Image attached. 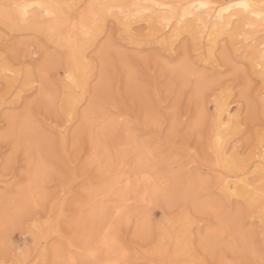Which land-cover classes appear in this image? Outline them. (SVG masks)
I'll list each match as a JSON object with an SVG mask.
<instances>
[{"label":"rangeland","instance_id":"obj_1","mask_svg":"<svg viewBox=\"0 0 264 264\" xmlns=\"http://www.w3.org/2000/svg\"><path fill=\"white\" fill-rule=\"evenodd\" d=\"M69 1L73 7L66 10L68 16L92 2ZM100 28L85 51L91 69L84 88L76 89L75 94L81 97L73 111L74 121L69 123L66 118L59 121L56 118L62 93L70 84L66 73L67 50L42 32L0 23V202L4 201L5 213L12 214L18 205L17 194L32 179L35 166L40 161L43 165L41 175L31 183L38 196L29 206L28 214L24 212L16 220L0 223V264L16 261L53 264L55 249L66 253L70 242L83 246L81 235L96 227L102 234L110 232L116 238L112 255L124 253L119 264H177L181 259H177L173 245L176 234H182L180 230L185 228L189 264L240 261L258 264L264 256V223L258 208L248 206L239 195L224 193L219 183L220 169L216 167L214 154L208 151L207 130L203 142L199 133H194V129L211 124V117L203 119L204 110L211 108L216 112L212 98L223 94L233 114L230 135L238 136L228 153L236 148L237 158L249 159L247 180L254 188H260L264 180L255 167L259 165L258 158L250 157L260 148L264 137V106L257 96L262 82L249 91L247 81L238 78L225 59L227 56L238 59L251 72L243 52L235 51L234 42L222 35L211 58L206 59L205 45L202 50L194 49L189 33L179 35L165 49L158 42L136 39L138 34L148 32L149 24L143 20L133 24V34L123 32L112 15L106 16ZM182 61L196 74L182 78L177 71ZM198 77L206 83L200 96L194 88ZM48 95L51 97L47 98ZM85 112L89 115L87 121L83 119ZM22 117L31 120L28 135L19 130ZM74 135L81 138L75 152ZM128 135L135 142L131 143ZM144 144L154 151L155 176L167 178L166 193L155 194L148 201L137 196L135 201L131 195L133 199L118 209L115 196H98L95 201L106 205V215L98 226L91 225L87 218L88 192L80 181L90 173L95 181L92 187H101L105 183L102 177H108L109 163L115 166L121 161L126 170H132L136 148ZM70 152L71 164L79 173L75 177L77 186L53 210L52 199L56 197L50 198V192L65 187L69 183L66 174L72 175L68 166ZM90 157L94 159L90 161ZM94 161L107 167L103 172L100 167L92 168ZM198 181H203L205 187L196 189ZM201 201L214 203L225 220L237 219L238 228L251 248L239 241L233 248L234 239L228 229L219 244L204 249L201 239L208 230L217 227L218 220L214 212L200 210ZM1 208L2 205L0 212ZM142 221L146 224L141 229ZM36 225L41 226L42 237L35 239L32 227ZM165 234L170 238H162ZM71 249L69 255L75 256L76 261L90 264H104L102 259L107 254L106 248L100 247L98 257L90 259L85 252Z\"/></svg>","mask_w":264,"mask_h":264},{"label":"bare ground","instance_id":"obj_2","mask_svg":"<svg viewBox=\"0 0 264 264\" xmlns=\"http://www.w3.org/2000/svg\"><path fill=\"white\" fill-rule=\"evenodd\" d=\"M38 2L70 5L69 0H0V4H3V3L33 4V3H38ZM202 3L217 5V7L210 8V9H201L199 8V5ZM240 3H247L250 6V11L245 12L242 8L233 7L231 9H228L227 7L228 5H237ZM111 4H119V5H125V6H132V5H137V4L147 5L148 8L151 9V11L145 12L144 15L148 16L152 20L153 26L156 27L157 29L160 28V18L164 16L165 14H167L168 10L163 9V8H156L155 7L156 4L183 5L185 7L196 5V7L189 8L190 15H187L185 17L188 23L183 28H181L178 33H176L175 39H177L179 35L183 33H189L191 35L188 29L195 28L198 20L203 21V24L201 25V27H203L204 25H207V28H208L207 33H205L203 37V44L205 45V48H206V50H204L206 51L205 53L206 59L211 58L214 52V49H215V44L217 43L218 39L222 35L223 36L226 35L227 37H229L231 41L234 42L232 43V45L234 46L235 51H238V52L241 51L243 52V55L247 53L249 56H253L256 59L259 58L257 55L258 49L261 43L264 42L261 39L262 34H264V28H262L261 25L262 23H264V21H261V19L259 18L260 13L264 12V0H94V1L92 0V2L88 3L83 8L78 10L75 13V15L73 14V16H68L66 12L67 9H71L72 7L65 8L64 12H65L67 19L61 18L58 26H57V21L53 20L50 22L52 26L56 27L55 34L52 33L49 25L47 24L42 25V26H35L32 24H21L20 26L9 25V27L11 28H20L24 26V27L42 32L45 35H47L52 40V42H54L58 46L64 47L67 50V62H66L67 78L69 79V77L71 76L76 80L77 83L73 84L69 79L70 84L68 85L65 92L62 93L64 95L62 96L63 98L60 100L64 101V107L67 109L68 104H67L66 96L70 94L73 97V100L75 102L74 107L71 108L72 112L74 111V108L76 107L77 102L79 101V96H80V95L77 96L75 94L76 89L82 90L84 88L88 73L90 72V69H91V65L87 61L86 55H83V56L78 55L74 58L73 49L82 48L84 52L86 51L89 45L88 44L89 41L94 39V37L100 32L101 30L100 23L102 24L105 21L106 16H109L107 14V11L105 9H101L99 6L100 5H111ZM90 6H96V7H90ZM222 9H227V10L222 11ZM132 11L133 12L142 11V9L133 8ZM179 12L180 14L183 15L184 8L183 7L180 8ZM253 12H255L256 15H253ZM217 13H221L222 20L217 18V15H216ZM97 15H99L100 17L98 21L95 20V17ZM118 15L119 13H117V16ZM114 17L116 18V16ZM31 20H32V16L30 15L29 21ZM140 20L141 19L137 18L134 21V23ZM143 21L148 24L147 20H143ZM0 23L5 24L2 16H0ZM81 25H84L85 27H88L91 29L92 35L90 37L84 35ZM249 25H253L254 27H249ZM171 27L173 31H175L177 28V24L174 22ZM172 34L173 33L171 32L168 33L170 37L172 36ZM210 36L212 37L211 43H209ZM175 39L170 40V43H169L170 46L172 45ZM249 65L252 67L251 63H249ZM177 71L184 79L190 78L191 76L196 74L193 71L192 67L186 61H182L177 66ZM28 83H32V81H28ZM205 87H206L205 81L201 79V77L200 78L198 77L196 80L195 86H194L196 94L200 96L203 90L205 89ZM257 96L264 106V96H261L260 93ZM50 97H51L50 95L47 96V98H50ZM60 106H61V103H60ZM221 110H222V118H223L224 113H227V116L226 117L224 116L225 118H223V122L227 123L229 116H233V114L230 111V107H229V103L227 99L224 97H223V102L221 104ZM219 115L220 114L218 113V116ZM83 119L86 121L89 120L88 112L84 113ZM31 129H32L31 120L28 117H22L19 122V130L21 134L28 135ZM127 138L130 139L131 143L135 142L132 135H128ZM144 145L138 146L136 148L135 163H133L134 166L132 170L130 171L126 170L124 166L125 164L122 165L121 161L118 162L115 166L112 163H109L108 168L106 169V172L108 173L107 182H105L104 185H102L101 187L94 188L93 191H90L87 193L88 194L87 203L90 206L87 218H89L91 225L100 224L106 215V208H107L106 205L101 204V203H96L95 201V199L98 196H102V197L115 196L118 200V205H116L115 207L118 209L120 206L122 208L125 207L127 203L133 199L131 195H134L133 197L137 196L139 197L140 200L144 201V200L151 198V196L155 194H165L166 193L167 188H168L167 181L165 180L166 177L164 175L163 176L160 175L159 177L157 175L155 176V169H156L155 159L156 158L154 155V151L151 150L152 148L150 149L149 147H147L146 145L144 146ZM263 154H264V150H261V147H260L254 153V155L253 154L251 155L250 159H252L253 156L254 158L255 157L258 158L257 162L259 165L255 164L256 165L255 167L257 168V173L264 180V172L261 171V165L264 164ZM241 159L236 157L235 164L241 167H245L246 165H248L247 163L249 162V159H247V161L241 160ZM214 162L216 164L215 155H214ZM42 168H43V165L40 161V163L37 164L34 168L35 170L33 172L32 179H30L29 183L26 184L24 187H22L20 192L17 194L18 200L16 202H18V205L15 207L11 215L4 212V201L0 202V205H2V208H1L2 211L0 212V223L1 224H6L10 220H16L21 215H23L24 212L26 213L28 211L29 206L34 203V200L38 196V193L33 189L31 183L34 181L35 177L42 172ZM117 169L119 171H116ZM109 173H111L110 177H109ZM104 174L106 173L104 172ZM245 176L247 177V173H245ZM202 182L201 181L196 182V185H194L196 186V189H202L205 187V185H203ZM190 183L192 182L190 181ZM248 185L253 187L252 183L249 182L247 179L245 180L244 184H240V185H237L235 182H233V188L235 189L239 187L240 189V192L237 193L236 195L240 196V194L242 193L246 197L248 206H251V207L257 206L258 212L260 214V219L262 220V215H264V205L260 203V196H259L260 188L253 187L255 189V191H253V189L252 190L249 189ZM221 186L223 188L222 184ZM223 191L228 196H236V195H233L231 191L226 192L224 188H223ZM137 197H135V201L136 199L138 200ZM198 207L202 211L214 212L218 220L217 227H214L208 230L201 239V245L204 249H210L211 247H214L216 244H219L220 238L223 235H225V233H227L228 229L230 230L229 236H231L234 239V241L232 242L233 248L235 247V244L237 241L242 243L244 247L251 248L249 247L247 243L246 235L238 228L237 219L232 218V219H229L228 221L225 220V218L221 216L219 211H217V206L211 201H201L198 203ZM262 222L264 223V221ZM145 224H146L145 221L144 222L142 221L141 229L143 228V226H145ZM32 230L35 234L34 236L35 239L41 236L40 232L42 231V229L40 225L39 226L36 225L32 227ZM180 231L182 232V234H176L175 236V241L173 245L174 253L177 256V259H181L179 262H177V264H189L187 260V256H188L190 248L188 244V237L186 236L187 230L185 228ZM81 236H82L81 243L83 244V246L74 245L70 242L69 244H67L68 251L66 253H64L60 249H55L52 254L53 264L55 261H58V260L59 261L67 260V262L69 263L75 260V256L73 257L72 255H69V253L72 252L71 248H74L77 252L78 251L85 252V257L87 258L96 259L98 257V252H99L98 249L100 247H104L107 250V254L102 259L104 264H119L120 260L124 257V253L122 252H118L112 255V252H114V249L116 247V243H112V239L115 237L110 232H106L102 234L99 228L96 227L95 229L94 228L89 229L88 232H86V234L81 235ZM162 238L169 239L170 236L168 234H165L162 236ZM79 242H80V239H79ZM91 252H94L95 255L94 256L90 255L89 253ZM21 263H22L21 261H16L14 264H21Z\"/></svg>","mask_w":264,"mask_h":264},{"label":"snow or ice","instance_id":"obj_3","mask_svg":"<svg viewBox=\"0 0 264 264\" xmlns=\"http://www.w3.org/2000/svg\"><path fill=\"white\" fill-rule=\"evenodd\" d=\"M73 6L71 5H62V4H51V3H44V2H38L33 4H19V3H3L0 4V16L3 17L5 26L9 25H15L20 26L21 24H32L35 26H42V25H49L51 31L53 34L56 32V27L51 25V21L55 20L57 21V26L59 25V21L61 18L67 19L64 9L65 8H71ZM90 7H96V6H90ZM101 9H105L107 11L108 15L116 16L117 23L120 25V28L123 30V32L128 34H133V24L134 21L139 18L141 20H147L149 24L148 32L140 33L136 36V39L138 40H147L149 42L155 41L158 42L162 48H167L169 46L170 40L176 38V33L180 31L181 28H183L188 22L185 19L187 15H190L189 8L190 7H196V5H191L188 7H185L183 5H162V4H156V8H163L167 9L168 13L165 14L160 18V28L157 29L153 26L152 20L145 16V12H150L151 9L148 8L147 5H132V6H125V5H119V4H111V5H100ZM184 8V14H180L179 9ZM217 5L212 4H206L202 3L199 5V8L201 9H210L215 8ZM228 9H231L233 7L235 8H242L245 12L250 11V6L247 3H240L237 5H228ZM127 8V10H126ZM142 9V11H135L133 12L132 9ZM227 9H222V11H225ZM117 13L119 15L117 16ZM32 16V20L29 21V16ZM217 18L222 20L221 13H217ZM253 15H256L255 12H253ZM99 15L95 17V20H99ZM261 21H264V12L260 13ZM177 24V28L175 31L172 29L173 23ZM203 21L198 20L197 25L195 28H189L192 35V46L194 49H201L203 48V37L205 33H207L208 28L207 25H204ZM249 27H254L253 25H249ZM262 28H264V23L261 25ZM82 31L85 36H91L92 31L90 28L85 27L84 25H81ZM173 33L170 37L168 33ZM182 38V37H181ZM71 39V37H70ZM212 37H209V43H211ZM262 41H264V34L261 36ZM83 56L86 55V53L83 51L82 48L73 49V57L76 56ZM258 59H256L253 56H249L247 53H245L246 59L249 61V63L252 64V71H248L247 65H241L238 59L234 60L230 56L225 57L226 60H228L234 70L235 75L238 78H243L247 81L248 89L251 90L252 87L255 86L257 83L264 82V42L261 43L258 52ZM70 81L73 84H76V80L73 77H69ZM260 95L264 96V83H261V90ZM68 108L66 109L64 107V101H61V106L59 110L56 112V118L59 121L60 119L66 118L69 123H72L74 121L75 114L71 111V108L74 107V100L73 97L69 94L66 96ZM212 101L216 105V112H212L211 108L205 109L203 113V119L207 121L209 117H211V124L206 125L205 127H198L197 129H194V133H199V139L201 142L205 139V131L207 130V147L208 151L216 156V167L220 169L218 175H219V183L223 185V188L226 192L231 191L233 195H236L240 192L239 187L233 188V182H235L237 185L244 184L247 177L245 176V173L249 171L248 167H241L239 165L235 164L236 157L239 156V151L236 148H233V152L231 154L228 153V148L232 146V142L235 139H238V136H232L230 133L233 129V118L229 116L228 122L224 123L222 118V110H221V104L223 102V94H221V97H213ZM218 113L220 114L218 116ZM63 132V130H61ZM81 138L79 135H74L73 141H72V151L75 152L78 150L80 146ZM261 150H264V137L261 138ZM69 170L71 171L72 175L68 176L66 174L65 179L69 181V183L61 188H56L55 190L50 192V198L56 197L55 199H52L53 204V210L57 207V205L60 203L62 199H66L68 197V194L73 192L76 185L75 177L79 175L78 172H76V166L71 164V155L69 154ZM90 161H92L94 158L90 157ZM103 162H101V165ZM93 162L91 164L92 168L100 167L101 171L103 172L104 169L107 167L101 166ZM86 169L88 165L86 164ZM261 171L264 172V164L261 165ZM111 176V173H109V177ZM105 182H107L108 177H102ZM81 184H84V191L90 192L93 191L94 188L92 187L95 184V181L91 179V174L89 173L87 176L84 177L83 180L80 181ZM248 187H251L248 185ZM255 191V189H253ZM259 196H260V203L264 205V181L261 182L260 190H259ZM240 198L246 199V197L241 193ZM120 215V212H117V216ZM262 221H264V215H262ZM112 243H117L116 238L112 239ZM90 255H95L94 252L89 253ZM25 264H28V262H25ZM54 264H65L64 261H55ZM71 264H90V262H80L73 260L71 261ZM204 264H207V262H204ZM239 264H249V262L246 261H240ZM258 264H264V256L261 257Z\"/></svg>","mask_w":264,"mask_h":264}]
</instances>
